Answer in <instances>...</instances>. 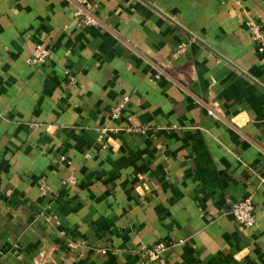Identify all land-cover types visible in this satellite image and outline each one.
Returning <instances> with one entry per match:
<instances>
[{
    "label": "crops",
    "instance_id": "0c3cea01",
    "mask_svg": "<svg viewBox=\"0 0 264 264\" xmlns=\"http://www.w3.org/2000/svg\"><path fill=\"white\" fill-rule=\"evenodd\" d=\"M87 3L0 0V264H264V0Z\"/></svg>",
    "mask_w": 264,
    "mask_h": 264
},
{
    "label": "built area",
    "instance_id": "2783aa9c",
    "mask_svg": "<svg viewBox=\"0 0 264 264\" xmlns=\"http://www.w3.org/2000/svg\"><path fill=\"white\" fill-rule=\"evenodd\" d=\"M76 5L75 15L80 18L82 22L86 24L97 25L99 23L98 18L94 13L87 9V0H72ZM249 28L252 32L253 38L258 42H264V28L261 24L251 21L249 23ZM50 57L49 49L42 43L36 44L33 55L31 56V63L35 65L43 64L47 62ZM123 104L116 106L112 115L114 117H119L123 109ZM231 213L234 219L244 226L252 227L255 225V205L251 197L243 198L237 200L233 203ZM170 247L165 241H159L155 245L145 249V254L147 256V264H168L167 259L162 255L167 248ZM103 252H105L103 250Z\"/></svg>",
    "mask_w": 264,
    "mask_h": 264
},
{
    "label": "water",
    "instance_id": "95a60500",
    "mask_svg": "<svg viewBox=\"0 0 264 264\" xmlns=\"http://www.w3.org/2000/svg\"><path fill=\"white\" fill-rule=\"evenodd\" d=\"M212 50H214V49H212ZM215 51V50H214ZM223 57V56H222ZM224 58V57H223Z\"/></svg>",
    "mask_w": 264,
    "mask_h": 264
}]
</instances>
